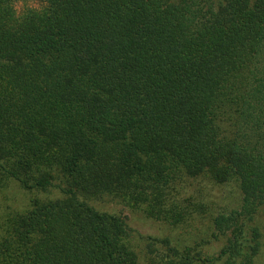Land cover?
<instances>
[{"label": "trees", "instance_id": "16d2710c", "mask_svg": "<svg viewBox=\"0 0 264 264\" xmlns=\"http://www.w3.org/2000/svg\"><path fill=\"white\" fill-rule=\"evenodd\" d=\"M19 1L0 0V264H255L264 0ZM10 184L49 196L7 204ZM105 199L170 232L138 252Z\"/></svg>", "mask_w": 264, "mask_h": 264}, {"label": "rangeland", "instance_id": "374dc122", "mask_svg": "<svg viewBox=\"0 0 264 264\" xmlns=\"http://www.w3.org/2000/svg\"><path fill=\"white\" fill-rule=\"evenodd\" d=\"M40 0H24L16 2L15 9L20 11L25 6H37ZM187 192L198 189L208 202H212L215 209L229 210L236 207V202L239 199V194L231 186L214 184L209 180L203 178L188 179ZM3 201L7 204L20 205L25 201L28 196L35 195L39 198L49 196V192H35L25 193L19 191V189L10 184L4 191ZM95 206L100 210H107L109 212L118 213L124 216L129 224L133 228L131 240L135 249L138 252L143 253L146 250V243L148 242L147 236L162 237L168 235L169 228L159 220L144 217L141 211L130 208L122 203L111 199L95 201ZM27 204V203H26ZM260 219L263 225V234L261 239V250L255 259V264H264V204L261 207ZM177 233H181L177 230ZM140 234V238L138 236ZM182 237H186V234H180ZM191 240V239H189ZM224 238L213 240L210 244L204 246L207 253H213L217 251L222 245Z\"/></svg>", "mask_w": 264, "mask_h": 264}]
</instances>
